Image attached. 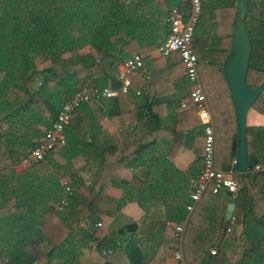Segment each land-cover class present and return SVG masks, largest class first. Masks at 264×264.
Segmentation results:
<instances>
[{
	"label": "trees",
	"instance_id": "trees-1",
	"mask_svg": "<svg viewBox=\"0 0 264 264\" xmlns=\"http://www.w3.org/2000/svg\"><path fill=\"white\" fill-rule=\"evenodd\" d=\"M189 7L185 0H0V169L7 173H0V264H53L59 254L63 264H79L77 247L71 245L77 230L102 243L111 237L112 214L130 201L144 209L148 203L168 202L171 195L188 202L192 177L176 168L174 156L185 145L183 140L192 149L201 140L204 154V127L203 135L197 132L202 123L194 109L171 117L158 112L171 95L169 78L184 65L179 53L161 59L151 54L171 32L167 21L171 11L188 12ZM237 11L245 19L252 44L247 83L250 88L259 86L264 82V0L203 2L199 25L212 22L214 29L206 34L198 25L193 38L199 76L222 135L232 124L237 130L223 70ZM134 54H143L145 60L144 68L131 76V92L148 85L149 94L141 91L129 104L123 95L82 104L66 128L67 144L15 177L7 164L22 162L43 139L62 104L86 86L118 89L119 69ZM102 105L117 110H108L100 118L103 129L97 135L105 129L108 135L106 145L96 151L100 158L97 181L87 185L73 177L70 204L60 211L65 189L54 170L69 163L79 168L86 162L96 141L94 121L102 115ZM253 109L264 114V94ZM165 117L172 127L162 126ZM128 123L144 129L133 144L124 139L122 126ZM216 139V168L234 170L240 186L235 219L245 227V245L237 264H264V172L237 173L230 147L221 154ZM248 152L257 165L264 160V132L248 131ZM136 164L148 166L149 177L135 174ZM110 184L123 187L122 199L107 195ZM206 193L220 195L211 189ZM10 196L17 199L13 210L8 208ZM197 211L185 230L183 253L187 264H210L205 261L206 250L213 246L223 252L220 238L223 233L233 238L234 233L222 230L219 211L205 215L215 226L212 237L201 233L202 227L195 233ZM155 248L149 256L142 247L134 248L128 253L130 264H162L165 251L177 250L179 244L160 241ZM101 249L99 245L91 252L99 259L96 264H111L100 257Z\"/></svg>",
	"mask_w": 264,
	"mask_h": 264
},
{
	"label": "crops",
	"instance_id": "crops-1",
	"mask_svg": "<svg viewBox=\"0 0 264 264\" xmlns=\"http://www.w3.org/2000/svg\"><path fill=\"white\" fill-rule=\"evenodd\" d=\"M128 1L132 2L136 0ZM219 1L223 0H202V2L207 3ZM199 27L201 28V30L203 29L206 34L212 33L214 29V25L212 22L206 23V25L201 24V26L199 25ZM87 52L88 48L84 50V53ZM151 57L154 59L162 58L156 52H153L151 54ZM168 82V88L171 91V95L166 98L165 105L159 106L158 112L164 116L170 115L171 117L173 114L175 115L185 110L181 108V105L183 102H188L189 100V82L184 72V69L172 75L169 78ZM141 91H143L145 95H148L150 92L149 86H144L138 92ZM138 92L135 94H132V92H130L128 95H123L126 100L125 102L129 104L135 99H137L139 97ZM207 102L213 116L215 137H217L216 143L219 144V147H221V154L227 153V149L230 147L231 155L232 157H234L232 154V149L234 143L238 139V126L236 130L235 126L232 124L230 126V129L228 128V132L225 135H222L220 132L218 133V129L220 127H217L214 109L208 101V98ZM124 107L125 106L122 107V110L126 109V107L125 109ZM101 110L102 115L101 113H99V116H96L94 121L95 135L100 133V131L103 129L100 118L102 116L106 117L108 110H110L111 112H115L117 110V107L110 106V108H108L102 105ZM83 116L84 112H81L80 117ZM196 120L198 121V119ZM162 126L172 127L171 120L166 119L165 117ZM1 128L2 123L0 121V129ZM111 128L114 129V126L112 125ZM247 128L248 131H253L256 134L263 133L264 114L252 108L247 116ZM202 129L203 126L200 125L197 129V132H200V134L202 133L203 135ZM122 130L124 133V139L128 144H133L134 142H137L140 136L144 133V129L143 131H141L140 128L137 127L136 123H128L122 126ZM107 135L108 134L105 129V132L102 131L99 136H96L94 148L91 149V153L86 155V162L79 168H76L72 163H69L63 167L54 170V175L56 179L61 183L64 181H69L70 183L72 182L73 177H75L78 180L85 182L87 185H93L97 181L98 167L100 162L98 152L96 151L98 150V147L101 148L102 146L106 145L105 142L107 140ZM183 141L185 145L179 148L178 152L175 153L174 164L179 171L183 172L187 176L192 177L193 180L199 175L202 167L203 143L200 140L198 145L195 146L194 149H192L187 146L185 140ZM179 146L180 145H178V147ZM235 162L236 159L234 157V166ZM9 164H7V167H10V171L12 172V174H14L15 177H19L22 173H24L27 169L30 168L29 166H24L22 163L13 166H9ZM259 165L264 167L263 159H261ZM149 170L150 169L148 168V166L145 167L136 164L133 172L140 176L142 179H144L149 177ZM0 173L1 175H7L6 171L4 170V167L0 169ZM190 194L191 188L188 191V202L186 198H184L181 202L180 199H177L174 195H171L170 200L168 202L158 201L153 202L151 204L148 203L146 205V209L142 208V206H140V204L135 201L128 202L119 212L112 214V221L108 227V230L111 233V237L108 241H102V243L99 241L92 240L88 234H84L83 232H81V230H77V233H75L74 236L75 238L73 237V244L71 245L77 247V249H75V254L78 256L79 264H96L99 259L96 258V256H93L91 252L99 245L102 247L100 257H102L105 261L111 264H130L131 261L128 253L136 247H142L145 252H150L148 253L149 256L151 252L156 249L155 247L157 246L158 242H175V227L177 225H184L186 230L191 216L196 213L197 210H199V218L195 222V233H198L199 228L202 227L200 228L201 233H204L205 231L207 232V238L212 237V233H214L215 231V226L212 224L213 221L209 222L210 220L206 219L205 215L207 213L208 215H212L214 212L217 211H219L218 224H220L222 230L225 232L227 229H232L234 233V237L229 239L227 238L225 233H223L222 237L224 238H220L218 245H224L225 248L223 252L217 250L215 247L212 246L210 249L206 250L207 254L205 261H208V263L210 262V264H237L241 260L244 253L245 227L242 223L236 222L237 220L235 219V213L237 209V204L234 211L233 219L228 223L226 228L224 227V213L230 205V203L227 202V197L231 195L226 192H222L218 197H215L212 194L206 193L202 200L195 205L194 210L189 211L187 209V206L191 203ZM107 195L119 200L122 199L125 195V190L123 189V187L110 184L109 188L107 189ZM10 197L11 201L8 205V208L13 210L14 206L16 205L17 199L12 196ZM182 210H184V214H182ZM205 219L207 221H205ZM165 227H168V229L165 230ZM113 240L114 243L112 245ZM65 247L66 249L69 248L68 245ZM109 248H112L114 250V254L108 257L104 256L102 252ZM213 250H216V254L212 253ZM175 251L176 250L165 251V254L162 259V264H177L176 260L173 257ZM64 261V257L59 254L53 258L52 263L63 264Z\"/></svg>",
	"mask_w": 264,
	"mask_h": 264
},
{
	"label": "built area",
	"instance_id": "built-area-1",
	"mask_svg": "<svg viewBox=\"0 0 264 264\" xmlns=\"http://www.w3.org/2000/svg\"><path fill=\"white\" fill-rule=\"evenodd\" d=\"M185 2L190 5L188 12H184L179 8H174L171 11L167 20L171 32L160 43L156 53L162 58L174 53L180 54L184 65V72L189 82V102H183L181 108L197 111L204 127L202 167L199 175L191 182V203L187 206L189 211H193L195 205L202 200L208 190L211 189L213 194L226 192L235 197L240 186L233 170L225 171L216 168L213 116L199 76L198 57L193 48V38L200 23L203 2L202 0H185ZM144 60L145 56L143 54H134L124 60L119 69L118 77L121 85L118 89L89 86L79 89L62 104L56 119L46 131L43 139L22 159L21 163L24 166L31 167L43 162L54 150L63 148L67 144L66 128L73 120L76 110L82 104L91 101L112 100L116 99L119 95H128L132 87L131 76L144 68ZM252 170L254 172H264V167L256 165ZM62 185L65 189V195L61 201L60 211L66 210L70 204V197L73 194L69 182L64 181ZM98 226H101V224L99 223ZM175 233L179 248L174 252L173 257L177 264H187L182 248L185 226L177 225ZM212 253L216 254V250H213ZM102 254L108 257L114 254V250L107 249Z\"/></svg>",
	"mask_w": 264,
	"mask_h": 264
},
{
	"label": "water",
	"instance_id": "water-1",
	"mask_svg": "<svg viewBox=\"0 0 264 264\" xmlns=\"http://www.w3.org/2000/svg\"><path fill=\"white\" fill-rule=\"evenodd\" d=\"M251 54V38L245 26V19L237 11L230 55L223 64V70L237 116L238 139L233 145L232 154L236 159L235 168L239 174L248 173L257 165L256 158L248 152L247 116L258 98L264 94V82L255 88L248 86ZM227 202L230 205L224 213L225 228L233 219L236 199L228 196Z\"/></svg>",
	"mask_w": 264,
	"mask_h": 264
},
{
	"label": "rangeland",
	"instance_id": "rangeland-1",
	"mask_svg": "<svg viewBox=\"0 0 264 264\" xmlns=\"http://www.w3.org/2000/svg\"><path fill=\"white\" fill-rule=\"evenodd\" d=\"M67 182H69V181H67Z\"/></svg>",
	"mask_w": 264,
	"mask_h": 264
}]
</instances>
